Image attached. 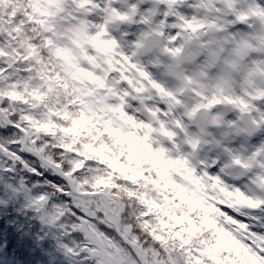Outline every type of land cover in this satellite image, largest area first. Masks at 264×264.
Listing matches in <instances>:
<instances>
[{
    "label": "snow or ice",
    "instance_id": "snow-or-ice-1",
    "mask_svg": "<svg viewBox=\"0 0 264 264\" xmlns=\"http://www.w3.org/2000/svg\"><path fill=\"white\" fill-rule=\"evenodd\" d=\"M12 2L0 0V171L22 169L29 180H44L31 187L24 179L19 187L6 186L13 195L24 196L41 223L52 227L65 215L73 217L71 231L54 237L56 251L67 264H87L93 257L96 264H148L149 255L152 264H237L221 252L241 250L247 262L239 264H264V234L249 231L253 225L244 222L264 229V217L251 214L264 212V141L244 155L251 139L264 137V83H258L264 81V61L242 62L246 52L264 49V35L252 37L261 46L257 49L242 34L229 31L249 17L264 22V6L258 7L257 0H135L122 11L119 4L127 0H19L22 11L17 12L6 7ZM69 4L74 9L66 7ZM177 5H186L188 12L223 11L233 19L220 25L189 16ZM89 9L103 14L99 24L85 18L91 15ZM74 10L84 11L73 15ZM157 16L161 19L153 27ZM134 17L148 28L129 43L131 55L118 52L129 34L120 32L117 39L110 25H126ZM165 28L177 32L164 40ZM218 33L223 35L205 39ZM156 37L161 38L160 54L179 61L167 65L169 74L185 86L195 84L190 90L203 101L187 115L209 110L207 126L219 133L201 129L190 134L179 120L174 126L184 133L189 156L202 143L222 155L218 174H212L218 159L200 161L203 170L197 172L187 159L165 160V148L150 146L152 118L167 117L179 108L184 91L153 71L160 62L153 59L156 53L149 41ZM75 49L81 55L72 62ZM201 55L202 63L196 60ZM145 56L148 63L141 59ZM184 63L192 64L191 75L178 70ZM129 96L140 105L134 111L149 119L137 120L129 112ZM154 100L160 103L154 106ZM131 128L145 135L139 137ZM159 131L168 139L175 135L162 123ZM208 136L212 139H201ZM233 138L240 141L239 149L231 146ZM93 162L108 171L89 178V173L100 171L91 167ZM145 164L150 166L147 172ZM253 168L259 171L243 187L223 179L232 169L243 175ZM45 186L71 203L49 204ZM209 188L215 195H207ZM209 200L231 212H221ZM209 229L212 239H202ZM139 233L160 245L167 259H160L154 248H144ZM70 235L82 237L85 244L64 242Z\"/></svg>",
    "mask_w": 264,
    "mask_h": 264
},
{
    "label": "clouds",
    "instance_id": "clouds-1",
    "mask_svg": "<svg viewBox=\"0 0 264 264\" xmlns=\"http://www.w3.org/2000/svg\"><path fill=\"white\" fill-rule=\"evenodd\" d=\"M98 2H99V0H98ZM134 2H135V0H127L126 3L119 4V7L121 8L122 11H127L128 6ZM257 6L258 7L264 6V0H257ZM6 7L11 8L12 10L17 11V12L22 11V6L19 3V0H13V2L7 4ZM66 7L70 8V9H74V6L71 4L66 5ZM177 7L184 9L186 14L189 16L196 15L198 18L203 19V20L208 21V22H211L214 20L217 24H220V25H223L225 23V21L233 19L230 15L225 14L223 11H221L219 13L208 12L205 10H199V11L194 10L192 12H188L186 5H177ZM215 7L216 8H223V6L220 4L215 5ZM81 11H84V10H74L73 15H78L79 12H81ZM89 11L91 12V15L88 17H85V18L89 19L90 21L94 20L97 24H99L102 20L103 14L101 12H99V10L92 11L91 9H89ZM136 19H138V17H134L133 22L128 23L126 25H120V24L110 25L112 35H114L117 39L120 38V32H127L129 34L127 37L123 38L120 41L121 47L117 49L118 52L123 51V52H126L129 55H131V53H132V51H134V49H131L128 47L129 43L134 42L139 37V34L142 31L147 30L148 26L136 23L135 22ZM160 19H161L160 16L155 17L152 21V26L154 27L155 24ZM172 22H175V21L169 20V23H172ZM67 23H71V21H67ZM90 31H92L94 33L95 29H90ZM163 31L165 32L164 40H166L167 36L175 34L177 32V29L165 28V29H163ZM229 31L231 33L242 34L245 38H248V42L253 46V48L260 49L261 46L258 44L257 40L252 39V37L264 35V22H262L257 17H249L248 20H246L243 23L233 24L230 27ZM213 35H223V33L210 34V36L205 37V39L211 38ZM149 44H150L151 48L155 49L156 54L153 56V59L159 60V62H160V66L153 69V71L157 74V77L166 83H169V82L172 83L173 88H176V87L184 88V91L181 93L183 103L179 108H173L172 110H170L169 115L167 117H164L161 115L160 117L152 118L154 131H152L149 134L150 146L153 148V150H156V149H159L162 147L165 148L166 152H165L164 157H162L165 160L182 159V158L187 159L188 165L191 168H193L194 170H196L197 172L203 170L201 164L199 163L200 161H204L205 163H210L212 159H218L219 164L217 166H214L215 170L212 173L213 175L218 174L220 166H222L224 163L222 155L214 147H212L211 144L202 143L199 146V148L195 151L194 155L189 156L188 153H189L190 149L186 145H184V143H183L184 133L181 132L179 129H176L174 126V123H173V121L179 120L181 122V124L184 126V128L190 134L198 133L201 129H204L205 131H211L214 135L218 136V133H219L218 129H210L207 126L206 117L208 116L209 110H198L192 114L191 118H189L187 113L190 112L191 109L195 105L203 102V101L199 100L195 95H193L191 90H190L191 88L195 87V84L190 85V86H185L180 81L176 80L174 76H171L169 74L167 65L176 64L179 61L177 59H173V58H170V57H167L165 55L160 54V52H159L160 45H161V38L160 37H156L154 40H150ZM88 47L91 48V45H88ZM70 55L72 57V62H75V60L81 55V53H80L79 49H75L72 53H70ZM141 59H143L145 61V63H148V57L147 56L142 57ZM196 60L198 62L202 63L204 60L203 55L198 56L196 58ZM253 61H257V62L264 61V49L258 50V51L246 52L244 54V61H242V62H246L248 64H251ZM178 70H180V71L187 70L189 72V74L191 75L192 64L184 63V64H182L181 68ZM128 75L131 77L132 72L129 71ZM258 83H264V81H259ZM121 91H123V90H121ZM133 95H135V93H133ZM134 102H135V106H133ZM159 103H160L159 100L153 101L154 106L159 104ZM125 106L129 109V112L137 120L149 119V117H147L146 115L134 111V109L139 108L140 105L137 103L136 100H134L132 98V96H129L127 98V100L125 101ZM262 107H264V106H262ZM76 111L77 110L75 108L71 109V113L73 115L76 114ZM228 118H232V117H228ZM157 121H159V122H157ZM161 123L164 125V127L166 129L172 130L175 132V135L173 136L172 139H168L167 137H165L164 135L161 134V132L159 131ZM130 131H132L134 134H136L139 137H143L145 135L144 130L139 129V128H131ZM201 139L202 140H205V139L211 140L212 136L201 137ZM105 140L107 141V143L109 145H111L113 143L112 140L107 138V137H105ZM233 140H234V142L231 146L233 148L239 149L240 148V141L236 140L235 138H233ZM262 141H264V137L257 136L255 138L251 139L250 142L245 145V147L247 148L248 151L245 152L244 155H247L249 152H251L253 150V148L256 147L257 145H259ZM177 146L179 147V151L177 150ZM119 160L121 163L125 162L122 157H119ZM35 163L37 165H39L40 161L36 160ZM91 167L94 169H99L100 171L89 173L88 174L89 178L92 175L103 174L104 172L108 171L106 165L97 164L95 162H93L91 164ZM133 167H135V165H133ZM142 167L147 172V170L150 166L145 164ZM179 167L182 168L183 166L181 165ZM257 171H259V170L253 168L247 174L241 175L239 170L232 169V170H230L229 175H223V174L222 175H223L224 181L227 184L238 185V186L243 187L244 185L249 183V180L253 177V175L255 173H257ZM22 173H23V170L18 169L16 172V177H19ZM50 176H51V173L48 174V178ZM37 181H39L41 184H44V180L40 177H37L35 179H31V180H29V178H28V183L30 186L33 184H36ZM0 183H3L5 185L15 184L16 187H19L20 179L11 178V177H3V178H0ZM45 191L47 192L48 196L50 197L49 204H51V203H57V204H69V203H71V201H69V200H61L57 196V194L55 193L54 189L50 186H45ZM4 194H5L6 198H8V199L13 198V193L11 191V188L6 189ZM207 195L213 196V195H215V193H213L212 189L209 188ZM208 204L215 206V207H218L219 210L221 212H224L225 214H228L231 212V209L225 208L224 205H217L212 200H209ZM29 210H31V209H29ZM31 211L33 213H35V218L39 221L41 229H47L48 232H51V233H53V235H56V236H62L63 231H65V230L70 232L71 231V225H72V223L75 222L72 216L65 215L55 225H53L52 227H49L47 225V223H41L40 222L35 211H33V210H31ZM51 212H52V209H51V207H49L48 208V214H50ZM251 214L264 217V212H261L259 210H256L255 212H253ZM40 215L46 216V213L42 212V213H40ZM208 215L210 218H216L217 219V225L218 226L224 227L225 230L228 229V226L224 225L223 221L219 217H216L214 213H209ZM244 222L253 225L252 227H250L249 231L259 232V233L264 234V229L260 228L258 223L251 222V221H244ZM139 235L141 236L140 243L144 248H147V249L154 248L160 254L159 255L160 259H162V260L167 259L166 255L164 254L160 245L153 242L151 240V238L149 236H147L145 233H139ZM212 235H213L212 230L209 229L208 231H205L203 233L201 238L211 240ZM71 240H75L78 245L85 244V241L82 237H78L75 235H70L68 237H64V242H69ZM170 243H172V242L170 241ZM245 243L251 247V241L250 240H246ZM179 254H180L179 250H177L176 255H179ZM221 255L225 258L230 257L231 259H235L237 261V264H239L240 261L247 262V257L245 256V254L242 250L239 252V254L229 253L228 251H222ZM147 259H148V264H152L153 257L151 255H149ZM87 264H96V258L93 257V258L89 259L87 261Z\"/></svg>",
    "mask_w": 264,
    "mask_h": 264
},
{
    "label": "trees",
    "instance_id": "trees-1",
    "mask_svg": "<svg viewBox=\"0 0 264 264\" xmlns=\"http://www.w3.org/2000/svg\"><path fill=\"white\" fill-rule=\"evenodd\" d=\"M11 162L4 164L9 167ZM15 171H0V178L11 177L24 179L28 183V177L23 173L16 177ZM53 179L54 177H49ZM16 188L15 184L5 185L0 183V245L7 244L1 262L3 264H67L65 258L56 251L53 233L47 229H41L39 221L35 218V213L26 207V200L22 194L13 195L12 199L5 196V190ZM79 215H83L79 213ZM101 230L110 232L106 226H101ZM8 252L10 254L8 255ZM31 254L35 257L29 259ZM34 261V262H32Z\"/></svg>",
    "mask_w": 264,
    "mask_h": 264
},
{
    "label": "rangeland",
    "instance_id": "rangeland-1",
    "mask_svg": "<svg viewBox=\"0 0 264 264\" xmlns=\"http://www.w3.org/2000/svg\"><path fill=\"white\" fill-rule=\"evenodd\" d=\"M133 106H135V102H134ZM54 180H55V178H54ZM113 235H115V234L113 233Z\"/></svg>",
    "mask_w": 264,
    "mask_h": 264
}]
</instances>
